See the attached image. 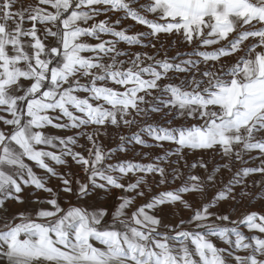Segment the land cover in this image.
I'll return each instance as SVG.
<instances>
[{
    "label": "snow or ice",
    "instance_id": "6c2138e0",
    "mask_svg": "<svg viewBox=\"0 0 264 264\" xmlns=\"http://www.w3.org/2000/svg\"><path fill=\"white\" fill-rule=\"evenodd\" d=\"M257 199L264 0H0V264H264Z\"/></svg>",
    "mask_w": 264,
    "mask_h": 264
},
{
    "label": "rangeland",
    "instance_id": "374dc122",
    "mask_svg": "<svg viewBox=\"0 0 264 264\" xmlns=\"http://www.w3.org/2000/svg\"><path fill=\"white\" fill-rule=\"evenodd\" d=\"M137 29L138 30H143L142 26H137ZM137 159H139V158H137ZM144 162H147V161H144ZM74 170L76 171V173H78L80 171L78 168L77 169H73V171ZM60 171H64V169L61 168ZM254 179H259V177L256 176V177H254ZM262 207H264V202H262L259 199L255 200V201L246 200L245 203L240 206L239 211L235 213L233 218H237V217L241 216L242 214L246 213L247 211H251V210L259 211V210H261ZM183 215L187 216L188 213L184 212ZM171 222L175 223L176 221L173 220Z\"/></svg>",
    "mask_w": 264,
    "mask_h": 264
},
{
    "label": "crops",
    "instance_id": "0c3cea01",
    "mask_svg": "<svg viewBox=\"0 0 264 264\" xmlns=\"http://www.w3.org/2000/svg\"><path fill=\"white\" fill-rule=\"evenodd\" d=\"M36 171H37V173H38L39 175H43V173H42L41 170L37 169ZM74 172H76V171L74 170ZM76 174H78L81 178H83V173H82L81 171H79V172L76 173ZM57 183H58V181H56L54 178H53L52 180L49 181V184H50V185H55V184H57Z\"/></svg>",
    "mask_w": 264,
    "mask_h": 264
}]
</instances>
